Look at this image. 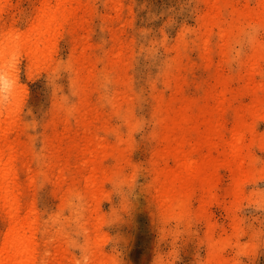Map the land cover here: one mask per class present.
<instances>
[{
	"label": "rangeland",
	"instance_id": "obj_1",
	"mask_svg": "<svg viewBox=\"0 0 264 264\" xmlns=\"http://www.w3.org/2000/svg\"><path fill=\"white\" fill-rule=\"evenodd\" d=\"M86 1L77 25L65 18L55 24L31 59L29 50L9 47L36 37L42 0H0V87L17 84L15 96L0 106V119L21 144L22 199L38 217L39 241L50 240L52 253L68 254L66 264L89 263L90 202L80 174L86 143L72 140L81 134L77 117L86 96L98 113L93 131L101 165L100 231L93 240L107 264H210L212 252L227 264H264V103L253 105L246 83L251 74L253 87L264 86L260 0H229L222 8L227 25L235 11L246 12L228 36L225 55L219 30L204 31L205 0ZM219 79L227 81V105L219 113L226 132L241 119L253 130L247 134L250 177L237 192L222 166L212 195L197 190L165 214L156 175L175 162L162 153L168 145L162 110L185 103L190 114L201 115L214 104ZM259 95L264 99L263 90ZM197 137L193 132L191 139ZM206 154L203 149L193 158ZM5 230L0 209V238Z\"/></svg>",
	"mask_w": 264,
	"mask_h": 264
},
{
	"label": "bare ground",
	"instance_id": "obj_2",
	"mask_svg": "<svg viewBox=\"0 0 264 264\" xmlns=\"http://www.w3.org/2000/svg\"><path fill=\"white\" fill-rule=\"evenodd\" d=\"M208 10L203 17V28L209 35L215 28L219 30L221 38V55L227 52L228 36L239 26L246 16L245 10L233 13L227 25L222 15V8L228 5L229 0H205ZM86 0H42L39 10V22L36 26V37L13 44L9 51L17 47L30 51V58L40 49V46L49 40L51 30L57 23L65 18L67 22L77 25V18L85 11ZM259 10L264 13V0H260ZM207 58L210 59L209 40H205ZM247 88L252 89L254 106H262L264 99L259 95V90L264 91V86L253 87L251 74L246 78ZM219 89L213 94L214 104L208 106L201 115L193 116L188 112V106L183 103L178 110L165 108L161 118L165 124L164 137L168 145L163 149V156L174 160L173 166H164L157 170L155 190L158 205L165 214L176 211L185 206V202L197 192L203 195H212L219 181L218 170L225 167L230 170L235 180L236 191L240 192L250 177V163L248 162L247 134L253 133L252 127L243 119L226 132L225 124L219 113L227 105V81L219 79ZM16 83L4 84L0 87V106L15 96ZM1 113V112H0ZM216 115V117H215ZM98 113L89 107L87 97L77 117L78 132L73 141L81 139L86 143L81 152L85 155L81 160V172L87 180L84 190L90 205L85 219L87 241L85 245L88 264H107L108 256L93 240L100 231V218L97 195L100 190L101 179L98 175L101 165L98 159L96 135L93 125ZM6 119L4 122H7ZM0 119V209L6 218V230L0 238V264H66L69 255L56 250L50 251V240L38 239V217L33 211L32 204H26L22 199L23 185L17 168V160L23 154L21 144L12 139L9 127L2 128ZM65 131L70 133L72 126L68 119L65 120ZM198 134L196 139H191L192 133ZM187 145L191 149L187 150ZM203 149L207 154L200 159H194L193 154ZM218 152V157L213 152ZM118 160H124L125 155H118ZM89 176H86V174ZM183 203V204H182ZM210 264H227V260L217 252H212Z\"/></svg>",
	"mask_w": 264,
	"mask_h": 264
}]
</instances>
